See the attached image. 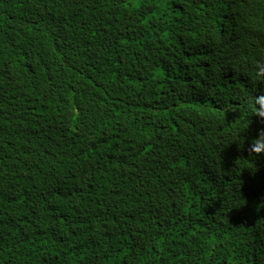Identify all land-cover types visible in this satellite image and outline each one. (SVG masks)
<instances>
[{
  "label": "trees",
  "instance_id": "1",
  "mask_svg": "<svg viewBox=\"0 0 264 264\" xmlns=\"http://www.w3.org/2000/svg\"><path fill=\"white\" fill-rule=\"evenodd\" d=\"M261 69L264 0H0V264H264Z\"/></svg>",
  "mask_w": 264,
  "mask_h": 264
},
{
  "label": "clouds",
  "instance_id": "2",
  "mask_svg": "<svg viewBox=\"0 0 264 264\" xmlns=\"http://www.w3.org/2000/svg\"><path fill=\"white\" fill-rule=\"evenodd\" d=\"M257 75H264V69L259 70L257 72ZM261 102L264 103V98H262ZM253 112L256 116H264V111L257 110L254 107H253ZM254 142H258V140L254 141ZM254 151L258 152V150H254Z\"/></svg>",
  "mask_w": 264,
  "mask_h": 264
},
{
  "label": "bare ground",
  "instance_id": "3",
  "mask_svg": "<svg viewBox=\"0 0 264 264\" xmlns=\"http://www.w3.org/2000/svg\"><path fill=\"white\" fill-rule=\"evenodd\" d=\"M262 76V75H261Z\"/></svg>",
  "mask_w": 264,
  "mask_h": 264
}]
</instances>
